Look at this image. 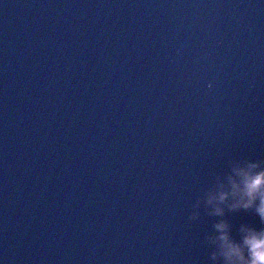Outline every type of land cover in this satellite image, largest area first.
<instances>
[{"label": "water", "instance_id": "1", "mask_svg": "<svg viewBox=\"0 0 264 264\" xmlns=\"http://www.w3.org/2000/svg\"><path fill=\"white\" fill-rule=\"evenodd\" d=\"M245 158L264 0H0V264H214L261 226L196 207Z\"/></svg>", "mask_w": 264, "mask_h": 264}, {"label": "clouds", "instance_id": "2", "mask_svg": "<svg viewBox=\"0 0 264 264\" xmlns=\"http://www.w3.org/2000/svg\"><path fill=\"white\" fill-rule=\"evenodd\" d=\"M212 84L208 85L212 88ZM204 205L208 215L223 218L227 213L250 212L259 218L261 226L241 224L239 239H233L232 225L221 219L214 233L206 237L211 261L219 264H264V159H234L223 175L214 177L196 207ZM190 219L199 220L194 213Z\"/></svg>", "mask_w": 264, "mask_h": 264}]
</instances>
